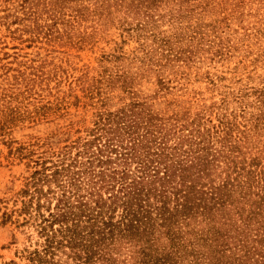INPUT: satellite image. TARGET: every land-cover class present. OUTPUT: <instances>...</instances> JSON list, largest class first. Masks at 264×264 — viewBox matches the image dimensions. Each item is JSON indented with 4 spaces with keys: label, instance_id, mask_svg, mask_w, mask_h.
<instances>
[{
    "label": "rangeland",
    "instance_id": "rangeland-1",
    "mask_svg": "<svg viewBox=\"0 0 264 264\" xmlns=\"http://www.w3.org/2000/svg\"><path fill=\"white\" fill-rule=\"evenodd\" d=\"M160 6L149 16L125 0H0V264H34L38 234L15 211L18 192L100 113L137 101L199 114L229 132L241 166L264 169V0Z\"/></svg>",
    "mask_w": 264,
    "mask_h": 264
},
{
    "label": "trees",
    "instance_id": "trees-1",
    "mask_svg": "<svg viewBox=\"0 0 264 264\" xmlns=\"http://www.w3.org/2000/svg\"><path fill=\"white\" fill-rule=\"evenodd\" d=\"M161 2L125 0V6L151 16ZM201 119L134 101L100 113L85 137L37 160L15 209L38 234L26 257L34 264L264 258L250 245H264V169L241 166L229 132ZM9 217L3 212L2 222Z\"/></svg>",
    "mask_w": 264,
    "mask_h": 264
}]
</instances>
